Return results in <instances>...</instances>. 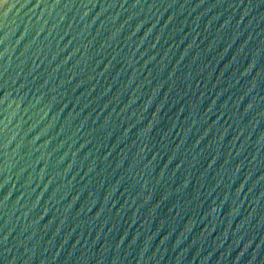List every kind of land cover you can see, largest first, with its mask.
<instances>
[{"label":"water","instance_id":"water-1","mask_svg":"<svg viewBox=\"0 0 264 264\" xmlns=\"http://www.w3.org/2000/svg\"><path fill=\"white\" fill-rule=\"evenodd\" d=\"M0 264H264V0H0Z\"/></svg>","mask_w":264,"mask_h":264}]
</instances>
